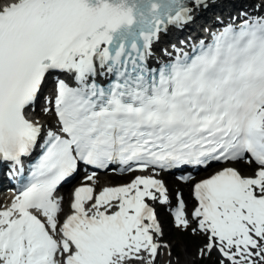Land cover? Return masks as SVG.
<instances>
[{"label":"snow or ice","instance_id":"6c2138e0","mask_svg":"<svg viewBox=\"0 0 264 264\" xmlns=\"http://www.w3.org/2000/svg\"><path fill=\"white\" fill-rule=\"evenodd\" d=\"M206 6L15 0L0 8V164L23 176L35 157L0 206V264H176L156 204L172 209L177 230L204 238L198 258L264 264V15L224 25L194 55L152 62L161 33L193 23ZM53 76L56 124L45 129L28 112ZM221 163L246 168L192 183L191 211L182 192L170 198L163 173ZM117 164L140 174L100 187V173ZM81 165L92 170L66 201L58 190Z\"/></svg>","mask_w":264,"mask_h":264},{"label":"bare ground","instance_id":"6f19581e","mask_svg":"<svg viewBox=\"0 0 264 264\" xmlns=\"http://www.w3.org/2000/svg\"><path fill=\"white\" fill-rule=\"evenodd\" d=\"M260 1L262 0H212L211 2H209L206 6L205 9L203 10H199L196 9V11L194 12V22L191 24H188L187 26H184L182 28H178L174 34H173V39L174 40H179L180 42H184L186 43L187 41L190 40H198L199 37L202 36V32L208 28V26L210 24L213 25H221L224 22H231V20H233V18L237 15L238 11L243 8L244 6H248L249 4H254L253 6H255L256 4H261ZM15 0H2V2H0V8L4 7L5 4L8 3H14ZM198 11V13H197ZM240 22V21H239ZM172 40H167L162 44V47L159 51L156 52V56H159V58H162L170 49V47L172 46ZM49 86L46 87V90L44 93H48ZM47 107H45L43 110L41 111H36L35 114H33V119H35L36 121H39L41 124H45L46 126H52L54 125L53 119L51 114H45L43 113V111L46 109ZM39 110V108L37 109ZM31 114H29L30 116ZM46 129V127H45ZM234 167L240 168L241 170H244L246 168V166L241 163V164H236ZM162 179L166 180L167 182V186L170 189V198L174 197V193L172 191V178L168 177L167 179L162 177ZM128 181L124 182L127 183ZM123 184V183H121ZM188 185V184H187ZM186 185V186H187ZM100 187H104V186H111L108 184H100ZM177 189L179 190V192H184L185 195V200L187 202L188 205V209L191 210V204L193 203V199L191 197V193L190 196L187 193V190L185 187L183 188H179L177 187ZM65 194V193H64ZM187 195V197H186ZM65 197V195H64ZM66 201H69V197L65 198ZM174 202V201H173ZM158 207H169L167 205H160V204H156ZM172 212V210H171ZM171 215V213H170ZM172 217V215H171ZM164 227V226H163ZM164 231V237H163V241L164 242V238L167 235V231L165 229H163ZM175 247V246H174ZM190 247H185L184 248V254L181 256V261L184 263H189L188 259H189V251H190ZM173 259L176 261V264H179L181 261L180 259L174 256ZM164 260V257H161V261ZM193 260V259H192ZM191 260V261H192Z\"/></svg>","mask_w":264,"mask_h":264},{"label":"rangeland","instance_id":"374dc122","mask_svg":"<svg viewBox=\"0 0 264 264\" xmlns=\"http://www.w3.org/2000/svg\"><path fill=\"white\" fill-rule=\"evenodd\" d=\"M208 174L209 173L204 174V177L207 176ZM197 180H199V179H196V180L190 182L187 186L185 184L183 185V184H180V183L173 180L172 181V191H173L174 195L178 191L177 187H179V188L185 187L187 190V193L190 196L191 184L195 183ZM126 181H128V180L116 181L112 184V186L119 185V184L124 183ZM183 194H184V192H183ZM186 197H187V195H186ZM184 198H185V195H184ZM155 209L160 214L162 225L164 226V229L167 231V235L165 236L163 243H168V244L172 245V247L174 249V256L176 257V259L178 257L181 261V256L184 254L183 252H184L185 247L188 246L191 249L189 251V254H190L189 259H188L189 263H184L181 261L179 264H216L217 257L215 256V254L212 256L211 260H205V259H201V258L197 257L196 253H197L198 247H200L205 242L204 238L202 236H193L189 233H182L179 230H177L174 227L173 219L169 218L170 211H171L169 208L158 207L157 205H155Z\"/></svg>","mask_w":264,"mask_h":264}]
</instances>
